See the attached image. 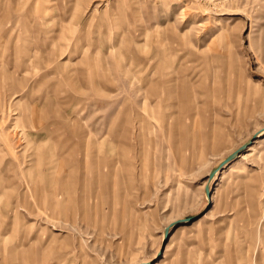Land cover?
Listing matches in <instances>:
<instances>
[{
	"label": "rangeland",
	"instance_id": "obj_1",
	"mask_svg": "<svg viewBox=\"0 0 264 264\" xmlns=\"http://www.w3.org/2000/svg\"><path fill=\"white\" fill-rule=\"evenodd\" d=\"M0 264H264V0H0Z\"/></svg>",
	"mask_w": 264,
	"mask_h": 264
},
{
	"label": "water",
	"instance_id": "obj_2",
	"mask_svg": "<svg viewBox=\"0 0 264 264\" xmlns=\"http://www.w3.org/2000/svg\"><path fill=\"white\" fill-rule=\"evenodd\" d=\"M251 142H247L245 144H243L242 146H240L238 149L234 150L231 154H229L227 157H225L216 167H214L210 173H209V180H213L215 178V176L223 170V168L229 164L231 161H233L235 158H237L238 156H240L242 154V152L248 147V145ZM205 192L207 194V197L209 199H211V187L210 184L207 183L205 186Z\"/></svg>",
	"mask_w": 264,
	"mask_h": 264
},
{
	"label": "bare ground",
	"instance_id": "obj_3",
	"mask_svg": "<svg viewBox=\"0 0 264 264\" xmlns=\"http://www.w3.org/2000/svg\"><path fill=\"white\" fill-rule=\"evenodd\" d=\"M238 171V167L237 166H232L231 168H230V172H237ZM185 231V227H182L181 229H180V236L183 234V232ZM174 240H176V237H175V239ZM174 241H172L170 244H172Z\"/></svg>",
	"mask_w": 264,
	"mask_h": 264
}]
</instances>
